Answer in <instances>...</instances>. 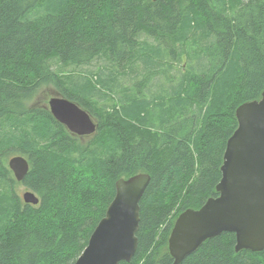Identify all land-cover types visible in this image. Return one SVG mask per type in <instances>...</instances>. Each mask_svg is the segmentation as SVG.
Returning <instances> with one entry per match:
<instances>
[{
	"label": "trees",
	"instance_id": "obj_1",
	"mask_svg": "<svg viewBox=\"0 0 264 264\" xmlns=\"http://www.w3.org/2000/svg\"><path fill=\"white\" fill-rule=\"evenodd\" d=\"M53 58L105 64L73 86L52 70ZM125 71L129 86L117 84ZM48 82L96 116L86 140L48 108L25 107ZM263 89L264 0H0V157L22 155L29 165L19 182L0 161V264H72L116 180L138 172L150 179L137 248L118 264H171L176 216L217 195L235 109ZM105 90L119 106L98 105ZM17 183L37 204L22 200ZM234 244V233L222 232L179 264H264V249Z\"/></svg>",
	"mask_w": 264,
	"mask_h": 264
},
{
	"label": "water",
	"instance_id": "obj_2",
	"mask_svg": "<svg viewBox=\"0 0 264 264\" xmlns=\"http://www.w3.org/2000/svg\"><path fill=\"white\" fill-rule=\"evenodd\" d=\"M155 1V0H153ZM48 109L53 118L72 134H92L96 123L77 103L52 95ZM237 126L227 138L220 165L217 195L208 197L198 208H186L175 218L167 248L179 264L206 239L222 232L235 236L234 251L264 249V89L259 98L245 101L235 109ZM17 181L28 171L22 155L8 159ZM146 172H138L115 182V192L103 217L72 264H118L129 261L137 248L139 200L149 182ZM25 203L37 204L34 192H21Z\"/></svg>",
	"mask_w": 264,
	"mask_h": 264
},
{
	"label": "rangeland",
	"instance_id": "obj_3",
	"mask_svg": "<svg viewBox=\"0 0 264 264\" xmlns=\"http://www.w3.org/2000/svg\"><path fill=\"white\" fill-rule=\"evenodd\" d=\"M166 59H169V58L167 57ZM183 60L184 59H182V55H181L180 56V62L176 61V62L172 63L173 68L170 69L171 75L176 74L175 70H182ZM93 61H92V64L90 66L82 65L79 67H76V66L71 65V64L70 65H62L55 58H53L50 62H51L52 70L54 72H56L61 79H63L62 81H64V83H65L64 78L71 76L72 80L75 84V85L73 84V86H77L76 83H81L80 81L82 80V77L86 75V73H85L86 71H88L90 69V70H93L96 72L99 70V68L101 69L102 66L105 64V61L103 59H100L97 62L96 61L93 62ZM128 72H130V71H125V73H123L122 76H119V81L117 84L128 85V86H129V84H131L130 82L132 79V75H130V77H129ZM178 76H179V74H178ZM178 76H177V78H178ZM84 78H86V77H84ZM102 92L105 94L104 98H106V99H105V101L99 100L100 102L98 103V105L105 104L107 106H109V105H115V106L118 105L119 106L120 102H119L117 94H116L117 92L116 93L110 92L109 90H105V92L104 91H102ZM52 95H60L58 89L56 88V85L52 82L44 83L36 89V91L34 92L32 97L30 98V100L26 103L25 107L26 108H40V107L48 108V104H47L48 99ZM96 99H98V97ZM91 118L93 119L94 122L96 121V116L91 114ZM79 137H80L79 138L80 141H82V139H84V140L87 139V137H84V136H79ZM8 159L9 158H5L4 156L0 157L1 163L4 164L6 167H8V165H7ZM14 189L20 195V197H21V192L27 190L23 185L18 184V183L14 185Z\"/></svg>",
	"mask_w": 264,
	"mask_h": 264
},
{
	"label": "bare ground",
	"instance_id": "obj_4",
	"mask_svg": "<svg viewBox=\"0 0 264 264\" xmlns=\"http://www.w3.org/2000/svg\"><path fill=\"white\" fill-rule=\"evenodd\" d=\"M173 36V35H172ZM171 43V42H170ZM166 46V45H165ZM172 46V45H171ZM170 48V47H169ZM151 52V54H152V51H150ZM155 52V51H154ZM154 55V54H153ZM145 57V56H144ZM161 58V57H160ZM54 64V63H53ZM20 182V181H19Z\"/></svg>",
	"mask_w": 264,
	"mask_h": 264
}]
</instances>
